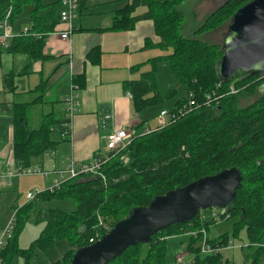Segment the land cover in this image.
I'll use <instances>...</instances> for the list:
<instances>
[{
    "label": "trees",
    "instance_id": "trees-1",
    "mask_svg": "<svg viewBox=\"0 0 264 264\" xmlns=\"http://www.w3.org/2000/svg\"><path fill=\"white\" fill-rule=\"evenodd\" d=\"M121 1L125 4L116 10L109 28L128 30L138 19H151L160 40L152 43L146 39L144 46L162 50L161 54L145 61L150 63V68L139 78L124 81L135 111L157 104L173 92L161 94L157 89L156 72L160 60L168 62L170 71L185 84L197 105L165 127L139 135L124 149L111 153L103 164L108 176L106 184L100 178L78 176L64 181L58 188L38 194L39 200L70 198L76 209L65 212L49 208L43 212L45 225L28 248L18 247L17 236L34 202L16 207L13 233L0 252V264H10L16 256L27 261L37 248H48L58 239H66L71 247L52 264H69L77 248L90 244L89 238L98 225V215L111 227L133 207L148 204L152 196L229 167H237L242 180L234 199L219 218L237 216L232 234L236 235L243 224L249 243L261 242L264 237V92L245 105L238 104L239 95H251L264 87V72L238 71L231 80H221L216 73V64L223 53L222 42L182 36L179 31L182 15L176 8L180 0ZM243 1L224 0L204 17L194 33L218 30L228 23ZM7 2L13 6L11 20L22 13L25 5H34L32 27L14 35L8 49L25 52L31 59L41 58L44 38L59 22V0L47 5L42 0H0V18ZM140 5H144L146 11L133 14ZM47 6L49 10L44 17L36 14ZM94 54V61L98 62L99 48L92 49L89 58ZM82 81L83 74L74 79L80 86ZM12 82L10 75L4 78V84L15 90ZM230 85L236 92H230ZM213 92V102L204 104L205 95ZM186 98L177 99L170 109ZM28 104L14 103L12 108V150L15 162L23 166L31 165L34 158L55 149L58 143L51 136L54 120L50 113L44 116L39 127L29 126ZM57 130L64 136L61 135L64 130L61 124H57ZM217 220L210 216L201 218L198 212L190 221L172 224L155 233L149 243L128 246L107 264H166L169 237L201 228L208 232ZM200 239L201 234H197L188 242V250L193 254L191 264H226L227 261L234 264L229 258L223 261L221 253L201 254L197 243ZM229 239V233L224 232L208 241L226 245ZM262 248L254 246L251 264H259V255L264 252Z\"/></svg>",
    "mask_w": 264,
    "mask_h": 264
},
{
    "label": "crops",
    "instance_id": "crops-1",
    "mask_svg": "<svg viewBox=\"0 0 264 264\" xmlns=\"http://www.w3.org/2000/svg\"><path fill=\"white\" fill-rule=\"evenodd\" d=\"M54 1L56 0L44 4ZM124 4L125 1L121 0H83L70 37L62 39L59 36V31L64 25L58 22L54 30L47 33L44 38L41 58L31 59L25 52L1 49L0 124L5 122V128L10 132V141L7 144L0 141V155L6 154L12 148L13 104L29 103L27 114L32 128L33 124L34 128L39 127L48 113L51 117L60 116V118H52L58 119V124H62L65 119L64 98L70 93L75 77L80 74H83V85L80 86L75 82L78 86L74 84L73 87L78 93V111L72 117L69 136L65 138L59 135L66 142L59 145V150L55 148L57 152L54 151L53 155H49L52 163H56L58 157L63 165L65 158L70 156L78 161H90L97 152L104 151L105 136L110 131L131 124L140 131L144 125L155 123V116L149 119L142 116L143 110L135 111L131 95L124 87V81L139 78L142 72L146 71L137 68L138 62L142 63V58L152 57L146 53V50L152 47L146 48L145 40L149 39L152 43H157L160 38L154 32L152 20L146 18L138 19L134 27L128 30L110 29L116 10ZM33 7L29 10L30 24L28 22L15 26L12 24V31L13 28L19 32L23 27H32ZM139 7L143 9L138 12ZM59 8L60 4L58 10ZM137 8L133 14L146 11L144 5ZM48 10L47 6L39 9L36 14L44 17ZM13 34L19 35L14 32ZM94 48H99L98 62L94 61L96 54L91 59L88 56ZM8 75L13 77L12 84L15 85V90L4 84V78ZM105 115L109 117L105 118ZM52 130H54L53 126ZM37 160L34 158L31 165ZM34 164L45 168L44 160ZM0 191L5 190L0 188ZM15 206L12 208L18 207ZM177 236L179 235L170 238ZM249 244L251 243L248 242ZM231 255L233 253L228 256ZM178 256L183 259V255L178 254L170 264H175ZM231 260L233 263L236 261L233 256ZM180 263L183 264V260ZM259 264H264V253L259 255Z\"/></svg>",
    "mask_w": 264,
    "mask_h": 264
},
{
    "label": "rangeland",
    "instance_id": "rangeland-1",
    "mask_svg": "<svg viewBox=\"0 0 264 264\" xmlns=\"http://www.w3.org/2000/svg\"><path fill=\"white\" fill-rule=\"evenodd\" d=\"M53 0H42V2H51ZM224 0H180L176 4L177 10L182 15V23L180 26V33L184 37H197L202 40L209 42H222L224 35L227 33V24L220 27L218 30L210 31L206 33H194V30L199 26L203 21L204 17L212 11L216 6L221 4ZM32 4L25 5L22 14L17 15L11 20V27L15 24H20L22 22H28L30 24L29 10L32 8ZM142 7L137 8L139 12ZM13 24V25H12ZM27 27L21 28V31L13 32L15 34H20ZM146 53H149L150 56L159 55L162 53V50L152 47L151 49L146 50ZM146 57L142 58V63L138 62L137 68L142 70H147L150 68V63L145 62ZM156 85L157 89L161 94H166L167 92H172L168 98H164L157 104L148 106L143 109L142 116L145 118L151 119V117L156 116L161 108L170 109L172 108L174 102L180 98H186L188 95L187 88L185 84L181 83L174 73L170 71L169 64L165 60H160L157 66L156 72ZM264 92V87H260L254 94H242L238 96V104L245 105L256 97L261 95ZM53 118H60L58 115L52 116ZM155 119V117H154ZM155 121V120H154ZM11 124L13 125V115L11 112ZM36 125H39L35 122ZM58 119L54 120V130L51 133V136L55 138L57 143V150H59V145L66 142L59 137V132L57 130ZM32 125V124H31ZM30 126V124H29ZM31 127V126H30ZM34 128V124H33ZM36 128V127H35ZM6 143L10 141V132L5 128V122L0 124V141ZM55 152L56 149H52ZM49 151L45 152L43 155L36 157L38 160L34 163L44 160L45 168H51V164L56 168H62L63 165L60 163V159L56 157V163L50 161ZM12 158H14L12 150ZM31 166H36V164ZM53 175L48 178L42 175H23L19 178L11 179L10 183L3 186L1 189L5 191H0V227L6 225L8 220L11 217V214L14 212L13 206H21L30 201L34 202V206L29 217L21 224V227L17 236L18 247L28 248L32 241L38 236L39 232L45 225V220H43V212L49 208L60 209L65 212H71L76 209V204L70 198H53L50 200H39L37 197L29 200L26 198L25 194L29 189L38 188L43 191H46L51 186V179ZM30 189V190H31ZM15 206V207H16ZM219 209V208H217ZM209 214V208L204 211L203 215H200L201 218H204V215ZM101 215V214H100ZM218 220L214 225H211L208 230L209 238H215L218 235L228 232L230 235V240L233 244V247H224L220 253L222 260L231 259L232 256L236 259L234 264H251L250 254L253 251L254 245H248L247 236L245 232V226L242 224L239 227V232L234 235L232 234L235 229L234 223L238 220L237 216H232L225 219L217 218ZM106 223H108L106 221ZM191 235L182 233L177 237L168 238V251L165 258V263L170 264L174 257L178 254L183 255V264L191 263V257L193 254L188 250V242L190 241ZM262 245L264 249V237L262 239ZM199 245V241L197 242ZM71 245L66 239L55 240L52 246L45 249H36L35 253L26 261L22 256H16L10 264H52L57 259L62 258L63 254ZM230 249V250H229ZM231 256H228L232 254ZM264 253V252H263ZM176 264V262H175ZM181 264V263H180ZM228 264V261L226 262Z\"/></svg>",
    "mask_w": 264,
    "mask_h": 264
},
{
    "label": "water",
    "instance_id": "water-1",
    "mask_svg": "<svg viewBox=\"0 0 264 264\" xmlns=\"http://www.w3.org/2000/svg\"><path fill=\"white\" fill-rule=\"evenodd\" d=\"M222 50L216 64L221 80H231L238 71L264 72V0H245L231 15ZM241 180L239 169L229 167L154 195L148 204L133 207L99 239L77 248L69 264H107L128 246L149 243L155 233L190 221L201 210L224 211Z\"/></svg>",
    "mask_w": 264,
    "mask_h": 264
},
{
    "label": "built area",
    "instance_id": "built-area-1",
    "mask_svg": "<svg viewBox=\"0 0 264 264\" xmlns=\"http://www.w3.org/2000/svg\"><path fill=\"white\" fill-rule=\"evenodd\" d=\"M82 1L83 0H59V22L64 25V28L59 31V36L62 39H68L74 31V20L77 16V12ZM12 12L13 6L10 2H7L3 11V15L0 18V48L4 50L9 48L11 39L14 37L11 27ZM27 29L28 28H26L24 31ZM74 84L76 87L78 86L77 83L74 82ZM74 84L71 86L70 93L64 98L65 119L61 124L62 128L64 129L61 135L64 136H69L72 117L76 111H78V93L73 89L75 86ZM229 90L230 92H236V89L233 85L229 86ZM128 94L130 93L128 92ZM214 97V92L206 94L204 104L210 105L213 102ZM196 102L197 101L194 100L192 93H188L186 101L181 102L175 108H161L158 114L155 116V123L153 125H144L140 131L135 125L132 124L112 130L105 136V146L103 152H97L90 161L86 162L78 161L73 156L66 157L62 168H56L53 165L51 168H44L39 165H18L15 162V159L12 158V148H10L6 154L0 155V188L9 184L11 179L19 178L23 175H42L46 178L53 175L54 177L51 179V186L47 190L58 188L64 181L78 176H92L100 178V180L106 184L108 182V176L103 170V164L109 159L111 153H115L124 149L135 137L139 135L165 127L180 115L196 107ZM107 117H109V115H105V118ZM49 153L54 154V150H49ZM40 193L41 190L35 187L27 191L25 196L27 199L32 200ZM204 211L205 210H201L200 215H203ZM209 211V214L205 213L204 218L210 216L212 219L216 220L221 216L222 213H225V210L222 211L217 208H209ZM15 212L16 210L14 209V212L11 214L7 224L0 227V252L6 246L8 240L12 236L15 225ZM109 229L110 226L105 223L98 215V225L94 231V234L89 238V243L99 239ZM185 234L191 236L201 234V239L199 241V250L201 254L220 253V251L226 246L233 247L230 239L226 245L210 243L208 241V233L204 228L199 230H189L185 232ZM251 244L263 247L262 242ZM181 261V256L176 257L177 264H179Z\"/></svg>",
    "mask_w": 264,
    "mask_h": 264
},
{
    "label": "flooded vegetation",
    "instance_id": "flooded-vegetation-1",
    "mask_svg": "<svg viewBox=\"0 0 264 264\" xmlns=\"http://www.w3.org/2000/svg\"><path fill=\"white\" fill-rule=\"evenodd\" d=\"M222 3V2H221Z\"/></svg>",
    "mask_w": 264,
    "mask_h": 264
}]
</instances>
